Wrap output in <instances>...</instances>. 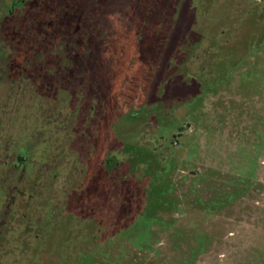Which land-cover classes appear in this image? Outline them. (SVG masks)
<instances>
[{"label":"rangeland","instance_id":"1","mask_svg":"<svg viewBox=\"0 0 264 264\" xmlns=\"http://www.w3.org/2000/svg\"><path fill=\"white\" fill-rule=\"evenodd\" d=\"M10 2L0 68L24 56L2 34ZM134 4V27L119 21L110 62L94 66L105 101L20 84L26 66L1 78L0 176L22 140L47 166L20 187L31 202L0 212V264H264V0Z\"/></svg>","mask_w":264,"mask_h":264},{"label":"trees","instance_id":"2","mask_svg":"<svg viewBox=\"0 0 264 264\" xmlns=\"http://www.w3.org/2000/svg\"><path fill=\"white\" fill-rule=\"evenodd\" d=\"M18 2V7L16 2L5 4L8 13L4 23L7 25L2 29V34H5V42L15 53L20 54V49H23L24 56L20 60L29 69L30 78L39 79L41 84L53 92L56 87L70 84L74 87L71 98L75 93L73 100H82L83 104L92 100L100 103L102 99L105 101V85L102 86L101 83L103 81L106 84L107 80L106 77L104 80L94 77V68H100L114 52L112 43L119 33V21L125 28L131 26L132 29V13L134 7H138L134 4L135 0H17ZM61 53L67 55L71 63L68 71L62 67V59L58 57ZM88 64L93 69L86 71ZM18 69L16 67L14 71ZM76 69L81 70L84 77L74 75L73 71ZM82 78L88 81L85 82L87 87L80 83ZM90 85H95V88L102 86L103 92L97 95L98 90L93 95L90 93ZM89 109L90 107L86 110L95 112ZM87 130L86 139L94 145L97 131Z\"/></svg>","mask_w":264,"mask_h":264},{"label":"flooded vegetation","instance_id":"3","mask_svg":"<svg viewBox=\"0 0 264 264\" xmlns=\"http://www.w3.org/2000/svg\"><path fill=\"white\" fill-rule=\"evenodd\" d=\"M222 9L223 10L221 11V13L217 14L218 20L216 24L213 26L214 28L208 29L207 31H203L204 33H207L208 37L215 38V36H217L218 33L220 34V32L226 29L224 28L225 20H224L223 14H224V11H226V14H227L230 11V7L227 8L226 6V7H223ZM232 13H233V16L235 17V18L233 17L234 18L233 21L238 20V16H236L237 13L233 12V8H232ZM194 25H195V22H194ZM190 32L191 31H189V33ZM7 50H8V47L0 50L1 59L6 58ZM23 65H24V62H19L17 66L12 64V67H11L9 63H6V64L4 63V67L0 68V81L2 80L1 78L7 75H10L7 70L14 71L16 67L21 69V66ZM21 72L22 73L20 75H23V76H22V79L20 78L22 80L20 84H22V82L25 81V77L30 78L28 74L29 73L28 68L22 69ZM18 78L19 77L15 76L14 80H17ZM19 87H22V86L19 85ZM17 145L22 147L23 155L18 154L19 149L17 148V151H16L14 148L15 147L14 145V147L12 148H13V154L15 157L13 158L12 163H10L9 160H6V163H5L6 166H9V164H11V167H8L7 170L0 176V197L1 199H3V201L0 202V212L3 213L4 216L9 215L10 211L16 208L15 204H16V199L18 196H23L24 199L29 197L28 198L29 202H31L32 199L37 196L35 195V192L28 193L24 189L21 190L20 187L27 179H31L33 177L34 185H32V187L35 188L36 186L35 184L37 182L36 179L38 177V175L36 174H40L42 169L47 166L46 163L38 160L37 157L34 155L32 147L35 145V143L33 144V142L30 143L27 140H22L20 142H17ZM65 193L68 195L66 197L67 206H65V208H68L70 205H72L73 193H71L69 190H66ZM5 204H6V208H4ZM4 223L5 221L3 220L1 224L4 225Z\"/></svg>","mask_w":264,"mask_h":264}]
</instances>
